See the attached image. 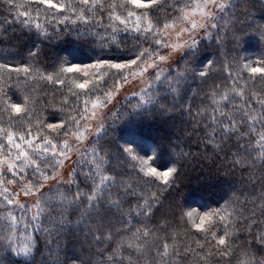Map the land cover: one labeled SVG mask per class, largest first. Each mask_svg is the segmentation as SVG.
<instances>
[{
  "label": "snow or ice",
  "instance_id": "1",
  "mask_svg": "<svg viewBox=\"0 0 264 264\" xmlns=\"http://www.w3.org/2000/svg\"><path fill=\"white\" fill-rule=\"evenodd\" d=\"M0 264H264V0H0Z\"/></svg>",
  "mask_w": 264,
  "mask_h": 264
},
{
  "label": "trees",
  "instance_id": "2",
  "mask_svg": "<svg viewBox=\"0 0 264 264\" xmlns=\"http://www.w3.org/2000/svg\"><path fill=\"white\" fill-rule=\"evenodd\" d=\"M77 51L86 55V49L85 48H80L77 47ZM197 177L195 175L192 176V183L190 184V189L192 191V194L195 195L197 198H200L201 196V191H200V185L196 182Z\"/></svg>",
  "mask_w": 264,
  "mask_h": 264
}]
</instances>
